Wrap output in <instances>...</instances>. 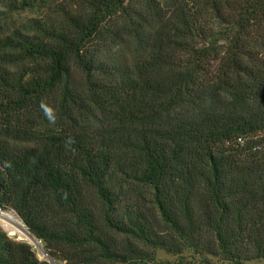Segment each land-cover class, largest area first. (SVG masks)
Returning <instances> with one entry per match:
<instances>
[{
	"label": "trees",
	"instance_id": "1",
	"mask_svg": "<svg viewBox=\"0 0 264 264\" xmlns=\"http://www.w3.org/2000/svg\"><path fill=\"white\" fill-rule=\"evenodd\" d=\"M0 208V264L263 262L264 0H0Z\"/></svg>",
	"mask_w": 264,
	"mask_h": 264
},
{
	"label": "rangeland",
	"instance_id": "2",
	"mask_svg": "<svg viewBox=\"0 0 264 264\" xmlns=\"http://www.w3.org/2000/svg\"><path fill=\"white\" fill-rule=\"evenodd\" d=\"M34 16H36V12L26 10V11L20 12L18 14H15L12 22L13 23H15V22L19 23V22L27 20L28 18L34 17ZM21 228H27V227L24 225L22 220L18 217V215L13 210H3L2 208H0V229L7 232L12 238H14L18 241H24V242H27L28 244H31L34 247V250L37 253V255L39 256V258L45 259L46 255H45L43 249H40L39 247L34 245V243L31 241V239L26 235V233H24V231H22ZM14 230H16V232ZM42 248H43V246H42ZM158 258L161 261L158 264H175L174 258L167 256L163 252H159ZM63 264H66V263H63ZM252 264H264V261L263 262H254Z\"/></svg>",
	"mask_w": 264,
	"mask_h": 264
},
{
	"label": "water",
	"instance_id": "3",
	"mask_svg": "<svg viewBox=\"0 0 264 264\" xmlns=\"http://www.w3.org/2000/svg\"><path fill=\"white\" fill-rule=\"evenodd\" d=\"M22 231H24V233H26V235L31 239V241L34 243V245H36L37 247H39L40 249L42 248V245L39 241H37V239L35 238V236L27 229V228H21ZM45 255L47 256V254L45 253ZM51 262L53 264H57L55 261L51 260Z\"/></svg>",
	"mask_w": 264,
	"mask_h": 264
},
{
	"label": "bare ground",
	"instance_id": "4",
	"mask_svg": "<svg viewBox=\"0 0 264 264\" xmlns=\"http://www.w3.org/2000/svg\"><path fill=\"white\" fill-rule=\"evenodd\" d=\"M11 219H12V218H11ZM7 220H8V219H7ZM13 221H14V220H13ZM14 231L16 232V230H14ZM15 232H14V233H15ZM22 235H23V234H22ZM20 236H21V235H20ZM23 236H24V235H23Z\"/></svg>",
	"mask_w": 264,
	"mask_h": 264
}]
</instances>
